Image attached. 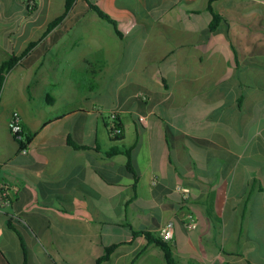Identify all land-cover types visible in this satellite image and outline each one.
<instances>
[{
  "label": "crops",
  "instance_id": "crops-1",
  "mask_svg": "<svg viewBox=\"0 0 264 264\" xmlns=\"http://www.w3.org/2000/svg\"><path fill=\"white\" fill-rule=\"evenodd\" d=\"M65 13L66 0H0V65L20 57L0 96L13 194L0 264H95L109 247L101 264H168L144 233L161 239L169 222L176 264H264V0H75ZM14 112L35 133L24 149Z\"/></svg>",
  "mask_w": 264,
  "mask_h": 264
},
{
  "label": "trees",
  "instance_id": "trees-1",
  "mask_svg": "<svg viewBox=\"0 0 264 264\" xmlns=\"http://www.w3.org/2000/svg\"><path fill=\"white\" fill-rule=\"evenodd\" d=\"M75 0H66V13L72 8L73 4H74ZM30 6H34L32 5L31 2H29ZM30 6H28V8L30 9ZM92 8L94 10H96L99 15L108 20L109 22H111L113 25H116L115 21H113L107 14H105L103 11L99 10L98 7L91 5ZM65 13V14H66ZM64 14V15H65ZM64 15L58 17L57 19H55L54 21H52L49 26L48 29H51L52 27H54L55 25L59 24L60 21L62 20V18L64 17ZM34 44H30L29 47H32ZM20 57H15V56H11L8 60L4 61L1 65H0V96H1V92L2 89L4 87L5 84V79H6V75L8 74V72L14 67V65L17 63V61L19 60ZM107 127H108V132L109 135L111 137V139L115 142H119L121 143L124 140L125 137V133H124V125L122 123V121L119 119V117L117 115H115L114 119L107 123ZM35 133H27L25 132V130L23 129V136L22 139H19V142L21 144V148H27L29 143L32 141V139L34 138ZM16 138L18 139V137L16 136ZM73 144V143H72ZM76 147H81L78 145H75ZM124 153L127 156V163L126 166L128 168L129 171L135 173L134 171V167L132 165V155H131V149H121L119 146H115L114 148L111 149V151L109 152L110 154H118V153ZM144 232L141 231H134V234H142ZM147 235V237L154 241L159 243L161 246H163L164 250H165V255H166V259L168 264H176L173 255L171 253V250L169 249L168 245L166 242H164L161 239H156L155 237H153L152 235L148 234V233H144ZM113 247H109L106 249L105 254L99 258L95 264H101L104 260H106L109 257L110 252L112 251Z\"/></svg>",
  "mask_w": 264,
  "mask_h": 264
},
{
  "label": "built area",
  "instance_id": "built-area-1",
  "mask_svg": "<svg viewBox=\"0 0 264 264\" xmlns=\"http://www.w3.org/2000/svg\"><path fill=\"white\" fill-rule=\"evenodd\" d=\"M115 117V116H114ZM113 117V119H114ZM112 119V120H113ZM11 130L18 137V139H22L23 136V127L21 124V116L18 112H14L12 115L11 121ZM184 192L189 195V189H184ZM12 191L10 189V185L5 180H0V205L6 206L10 205L12 202ZM186 226L189 229H195L198 226V221L193 212H189L185 217ZM160 238L164 242H170L173 238V223L169 222L165 226H163L160 230Z\"/></svg>",
  "mask_w": 264,
  "mask_h": 264
}]
</instances>
